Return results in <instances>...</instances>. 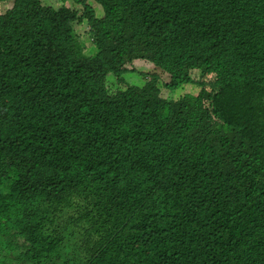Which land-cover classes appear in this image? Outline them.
<instances>
[{
  "label": "trees",
  "instance_id": "1",
  "mask_svg": "<svg viewBox=\"0 0 264 264\" xmlns=\"http://www.w3.org/2000/svg\"><path fill=\"white\" fill-rule=\"evenodd\" d=\"M88 1L0 0V264H264V0Z\"/></svg>",
  "mask_w": 264,
  "mask_h": 264
},
{
  "label": "rangeland",
  "instance_id": "2",
  "mask_svg": "<svg viewBox=\"0 0 264 264\" xmlns=\"http://www.w3.org/2000/svg\"><path fill=\"white\" fill-rule=\"evenodd\" d=\"M63 2H67L68 0H43V3L52 5L54 7L60 6ZM70 3V0H69ZM88 3H90L96 11L97 16L102 15V6L94 1L89 0ZM70 5V4H69ZM12 2L8 3L7 7H11ZM72 6L76 9H81L76 3L72 2ZM6 8V5L4 4L2 6V10ZM76 33L79 36V38L84 42L86 46V52L88 54L96 52V46L93 44L92 39L89 35L87 24L85 23H77L75 24ZM137 71L136 72H127L122 74L120 77H116L113 74H110L107 77V85L110 92H114L117 89H123L126 86L130 84H136V85H143L145 83V76L141 74L142 72L152 73L156 72L159 75V86L161 89V96L166 99H177L181 96H183L186 93H196L198 90V86L194 84H186L178 89L170 90L167 89L164 84L167 83L170 80V74L163 69L159 67L154 66H146V65H136Z\"/></svg>",
  "mask_w": 264,
  "mask_h": 264
}]
</instances>
